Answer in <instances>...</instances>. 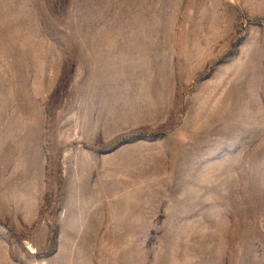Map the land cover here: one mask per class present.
<instances>
[{
  "label": "rangeland",
  "instance_id": "obj_1",
  "mask_svg": "<svg viewBox=\"0 0 264 264\" xmlns=\"http://www.w3.org/2000/svg\"><path fill=\"white\" fill-rule=\"evenodd\" d=\"M0 264H264V0H0Z\"/></svg>",
  "mask_w": 264,
  "mask_h": 264
}]
</instances>
